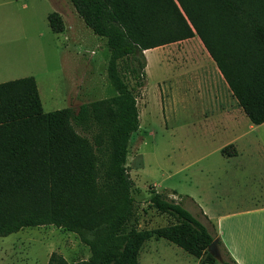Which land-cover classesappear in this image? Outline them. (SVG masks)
Segmentation results:
<instances>
[{
  "label": "trees",
  "instance_id": "16d2710c",
  "mask_svg": "<svg viewBox=\"0 0 264 264\" xmlns=\"http://www.w3.org/2000/svg\"><path fill=\"white\" fill-rule=\"evenodd\" d=\"M69 2L105 40L106 76L115 95L76 111L44 112L33 77L0 83V237L44 226L91 232L93 239L81 238L89 257L71 264H137L143 244L160 238L214 264L207 249L216 235L198 219L208 222L199 208L195 216L150 191L149 205L172 222L152 230L136 226L126 167L130 138L139 128L136 90L144 87L145 51L197 36L249 122L264 123V0ZM47 23L55 34L64 31L57 12L47 15ZM220 154L230 158L236 151L227 145ZM47 264L68 263L52 253Z\"/></svg>",
  "mask_w": 264,
  "mask_h": 264
},
{
  "label": "rangeland",
  "instance_id": "374dc122",
  "mask_svg": "<svg viewBox=\"0 0 264 264\" xmlns=\"http://www.w3.org/2000/svg\"><path fill=\"white\" fill-rule=\"evenodd\" d=\"M52 12L62 17V33L48 26ZM226 20L230 24L231 19ZM144 57V87L136 90L139 128L126 156L134 221L140 230L172 222L149 205L150 191H156L195 216L201 206L214 220L198 219L214 233L213 225L220 229L223 216L263 202L264 127H243L256 145L248 148L240 142L236 157H223L217 150L221 137L192 134L200 112L211 105L190 99L189 74L195 61L185 52L183 40L144 52ZM108 58L105 40L84 24L69 0H0V83L33 77L44 112L76 111L81 104L114 96L106 76ZM125 81L129 87L134 84L128 75ZM81 238L91 240L93 234L53 226L24 228L0 237V264H47L52 253L68 264L85 260L90 252ZM223 260H229L226 253L214 264ZM137 264L203 263L164 239L151 238L141 247Z\"/></svg>",
  "mask_w": 264,
  "mask_h": 264
},
{
  "label": "crops",
  "instance_id": "0c3cea01",
  "mask_svg": "<svg viewBox=\"0 0 264 264\" xmlns=\"http://www.w3.org/2000/svg\"><path fill=\"white\" fill-rule=\"evenodd\" d=\"M228 38L227 36L226 39ZM183 46L189 58L195 61L189 74L190 99L192 102L201 99L211 105L200 112L199 120L193 125L192 134L207 138L217 135L223 139V144L217 148L218 152L227 145H233L236 156L240 153V142H244L248 148L252 144L256 145L242 128L258 129L264 127V123L255 126L249 122L197 36L183 40ZM190 199L195 204L194 199ZM262 200L253 209L223 216L220 229L213 223L215 240L221 243L220 247L217 244V248L220 253L224 251L235 264H264V199ZM196 208L209 217V213L201 206Z\"/></svg>",
  "mask_w": 264,
  "mask_h": 264
},
{
  "label": "water",
  "instance_id": "95a60500",
  "mask_svg": "<svg viewBox=\"0 0 264 264\" xmlns=\"http://www.w3.org/2000/svg\"><path fill=\"white\" fill-rule=\"evenodd\" d=\"M207 251L209 254H211L216 259V261L220 260V251L217 248V241L216 240L212 241V243L209 245Z\"/></svg>",
  "mask_w": 264,
  "mask_h": 264
},
{
  "label": "bare ground",
  "instance_id": "6f19581e",
  "mask_svg": "<svg viewBox=\"0 0 264 264\" xmlns=\"http://www.w3.org/2000/svg\"><path fill=\"white\" fill-rule=\"evenodd\" d=\"M148 51H149V50H148ZM148 51H145V53L148 52ZM146 65H147V64H146Z\"/></svg>",
  "mask_w": 264,
  "mask_h": 264
}]
</instances>
